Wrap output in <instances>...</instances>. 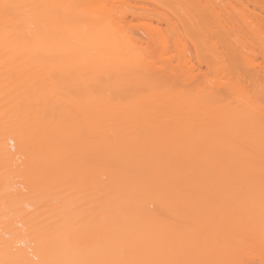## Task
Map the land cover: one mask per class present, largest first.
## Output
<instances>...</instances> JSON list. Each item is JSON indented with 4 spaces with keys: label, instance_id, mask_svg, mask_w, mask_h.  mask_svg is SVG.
Here are the masks:
<instances>
[{
    "label": "bare ground",
    "instance_id": "1",
    "mask_svg": "<svg viewBox=\"0 0 264 264\" xmlns=\"http://www.w3.org/2000/svg\"><path fill=\"white\" fill-rule=\"evenodd\" d=\"M174 1L165 8L182 7L202 42L219 33L217 60L264 49V21L237 16L239 0ZM143 2L0 0V243H16L0 264L237 253L264 264V86L200 75L188 28L184 41L181 20L154 24ZM5 4L28 6L7 28ZM62 5L96 15L69 27ZM125 30L152 42L145 66L122 64Z\"/></svg>",
    "mask_w": 264,
    "mask_h": 264
},
{
    "label": "rangeland",
    "instance_id": "2",
    "mask_svg": "<svg viewBox=\"0 0 264 264\" xmlns=\"http://www.w3.org/2000/svg\"><path fill=\"white\" fill-rule=\"evenodd\" d=\"M151 1L148 0L146 2H143V0H141V2H143V4L145 3V6H146L145 8H147V10H148V11L144 10V11H146L145 13H147V15L151 14L150 17L152 16L151 18H153L151 21H153L154 24L155 23L158 24V22L160 24L162 22L160 25H165L166 23L163 22L164 20L163 21L159 20L158 22H156V20L158 18H160L161 20L165 19L166 16L168 17L170 15V17H169L170 21H172L173 19H175L177 21V19H179V20H181V24L183 23V24L186 25V26L184 25L185 27H182L181 24H179L180 23L179 21H177L178 22L177 24H176V21H173V23L176 24L177 27H178L176 29V26H174L175 30H179V28H180V31H178V33H179V35L180 34L181 35L179 37L184 36V37H181V38H185L184 39V41H185L187 39V37H185L186 36L185 34H187L188 38H190L188 40V42H187V48L185 47L187 49L186 52L188 50H190V52H187V54H188V56L190 55L189 60L195 66V68L193 66H192V68L195 69L196 71L197 70L198 71L201 70L202 72H199L200 75H203L202 73H205L208 76L207 78H211V80L214 78L215 81H219V82L220 81H222V82L223 81H228V80L230 82H235L236 79L238 78V80H240V81H238V83H241V82L245 81L244 83L250 82L252 84L253 82L254 83L256 82V85L259 83L260 85L264 86V49L262 50L260 47H258V44L255 47V49H256L255 53L254 52L252 53L250 49L244 50L243 52H244V56L245 57L243 59L241 58V60H238L239 59L238 58L237 61H233L232 59H231L232 61L229 60V59H225L224 61L219 59V60H221V61H219V60H217L218 58L215 56L217 49H213L214 46H212V48H211V46H208V45H216L217 48H219V46H218L219 38L218 37L220 35H218L219 34L218 32L214 31V33L209 34L212 37V40H209V41H214V44H210V42H209V44L207 45V44H205L206 42L205 43L202 42V37L205 34H208V33L206 32L204 34V31H205L204 29H203V32L201 31L202 27H198V25H197L198 22L196 21V23H194V22H192L193 20L190 19L191 20L190 21L191 24L187 27V24H188V22L186 23L187 19L186 18L185 19L180 18V12L183 10V8L179 6V4L181 3L180 0H175L173 2V4L170 3L171 5H173L174 8H176V7L179 8L180 7V10L172 9L173 12L176 11V13H174L175 15L173 13H171L172 11L170 12V11H168L167 8H165V5H168V2L166 4V2L165 3L163 2L164 0L163 1L159 0L160 1V4H159V2H157V0L156 1L151 0ZM216 1L218 3H221L220 0H216ZM241 1H243L244 3L241 2ZM253 1L252 0H247V1L246 0L245 1L244 0H239V1H237V3L235 5L238 6V8L234 12H235V14H238L237 16H240V18H244L247 22H251V21L254 22L256 19L257 20L260 19L263 22L264 21V12H263L264 9L263 10H261V9L264 7L263 6L264 5V0L260 1L259 3L257 2V4H253L254 3ZM153 2H156L159 5H156ZM222 2L224 3V0H222ZM238 2H240L239 3L240 5L242 3V5H245L246 8H247L245 10L243 8L242 12L240 13V15H239L238 12L241 11L242 5L240 6L238 4ZM174 4H175V6H174ZM169 6L170 5H168V7ZM261 6H262V8H260ZM259 8H260V10H259ZM234 9H236V7ZM181 13L183 14L184 10ZM171 14H173L174 16H171ZM242 15H244V17ZM171 17H173V18H171ZM181 17H183V15ZM237 19L239 20V18H237ZM237 19L235 18V19H233V21L236 23ZM184 20H185V22H184ZM163 23H165V24H163ZM172 24L170 25V22H168V25L171 26V29L173 27ZM236 24H239V21ZM167 26L165 28L169 27V26L168 27ZM161 27H162L163 30L165 29L164 26H161ZM186 27L188 29H187V31H185V34H184L183 33L184 32L183 29L186 30ZM211 37H208V38L211 39ZM232 40H234V38ZM234 43H236L235 40H234ZM184 44H185V42H184ZM184 46H186V45H184ZM242 50H243V48H242ZM234 60H236V59H234ZM190 61H187L188 64L190 63ZM209 73H211V75H209ZM206 75H205L204 78H206ZM214 79H213V81H214ZM209 81H210V79H209ZM250 83H248V84H250ZM80 244H83V243H80ZM14 245H16V243H0V254H1L0 257H2L4 254L8 253L10 250L15 249Z\"/></svg>",
    "mask_w": 264,
    "mask_h": 264
},
{
    "label": "snow or ice",
    "instance_id": "3",
    "mask_svg": "<svg viewBox=\"0 0 264 264\" xmlns=\"http://www.w3.org/2000/svg\"><path fill=\"white\" fill-rule=\"evenodd\" d=\"M21 7H28L24 5H3L4 13L6 17V28L7 20L12 17V9H18ZM38 7V6H32ZM71 11L68 12L66 16V23L69 27H75L81 24H86L87 18L89 16L96 15L95 13H88L83 11L86 7L84 5H62L58 6ZM120 5H113L114 9H119ZM111 23L113 25L121 23L118 13L114 12ZM125 38V54L122 64L126 67H143L148 64L153 59L152 42L147 44L141 43L134 38V34L130 30H125L123 33ZM81 70H92V69H81ZM211 75V73H209ZM55 76V70L50 71V77ZM259 110L261 112V123L264 126V96H262L259 101ZM255 108H253V113H255ZM261 184H262V209H264V164H262L261 171ZM59 203V201H56ZM264 219V217H262ZM262 239H264V230H262ZM13 264H25L24 261H16ZM71 264H248L243 259L234 257L233 259L223 261V260H204V259H193V258H177V259H161V260H143V259H129V260H81L76 262H71Z\"/></svg>",
    "mask_w": 264,
    "mask_h": 264
}]
</instances>
